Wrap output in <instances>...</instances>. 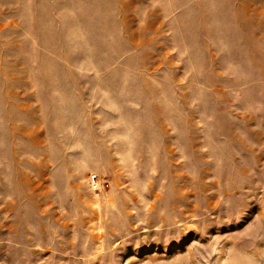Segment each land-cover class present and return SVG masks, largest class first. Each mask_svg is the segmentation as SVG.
I'll return each instance as SVG.
<instances>
[{
	"label": "rangeland",
	"instance_id": "obj_1",
	"mask_svg": "<svg viewBox=\"0 0 264 264\" xmlns=\"http://www.w3.org/2000/svg\"><path fill=\"white\" fill-rule=\"evenodd\" d=\"M0 264H264V0H0Z\"/></svg>",
	"mask_w": 264,
	"mask_h": 264
},
{
	"label": "built area",
	"instance_id": "obj_2",
	"mask_svg": "<svg viewBox=\"0 0 264 264\" xmlns=\"http://www.w3.org/2000/svg\"><path fill=\"white\" fill-rule=\"evenodd\" d=\"M90 180H91V183H92V185H93V188L96 189V190L99 189L100 185H99L98 177H97L96 175H93V176L90 178Z\"/></svg>",
	"mask_w": 264,
	"mask_h": 264
}]
</instances>
